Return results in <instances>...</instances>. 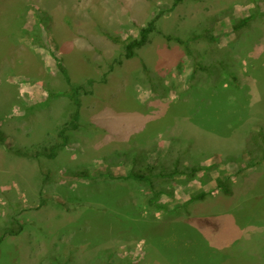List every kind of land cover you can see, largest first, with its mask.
I'll list each match as a JSON object with an SVG mask.
<instances>
[{"label": "rangeland", "instance_id": "374dc122", "mask_svg": "<svg viewBox=\"0 0 264 264\" xmlns=\"http://www.w3.org/2000/svg\"><path fill=\"white\" fill-rule=\"evenodd\" d=\"M261 131L264 0H0V264H264Z\"/></svg>", "mask_w": 264, "mask_h": 264}, {"label": "trees", "instance_id": "16d2710c", "mask_svg": "<svg viewBox=\"0 0 264 264\" xmlns=\"http://www.w3.org/2000/svg\"><path fill=\"white\" fill-rule=\"evenodd\" d=\"M250 21H252L251 18H246V19L242 20L241 21L242 27H245L246 25H248ZM154 29H155V22H151L146 28H144L142 30L140 39L134 40L125 46V58L126 59L130 60V59H133L134 57H136L137 50L142 49L148 43L149 36ZM57 65L59 67L60 72L63 74L66 82L69 84V86L71 88V95H70L71 100H73L75 102V104L78 106V108H80L81 101L79 99V94L85 88L83 86L73 85L71 77L68 75L67 70L61 64V62H59V60H57ZM88 84L92 85V84H94V81L89 80ZM79 117H80V113L77 110L74 121H73V128H75V129L78 127L76 125V123L78 122ZM260 134L264 135L263 131L258 132V135H260ZM66 142H67V138H65L64 144ZM42 155L48 156V154H46V153H43ZM49 156L54 157L53 154H51ZM202 170H204V169H200V168H196V167L193 168V170L190 173L191 178H193V179L196 178V175ZM78 178L86 179V180H92V181L96 180V178H93V177L85 175V174H81L80 176H78ZM129 178L143 180L144 176L132 174L131 176H129ZM122 179H124V178H122ZM217 190H221L226 196L232 195L231 188L226 183H224L222 180H219L217 182ZM214 192L215 191H210V192H204L203 191V192L194 194L191 196L190 200H188L186 205H190V204L195 203V202L204 201L209 195H211ZM18 227H19L18 230L17 229L15 230L13 227H8L4 232V237L5 236H18L23 231V228H24L23 225H21V224H19Z\"/></svg>", "mask_w": 264, "mask_h": 264}]
</instances>
